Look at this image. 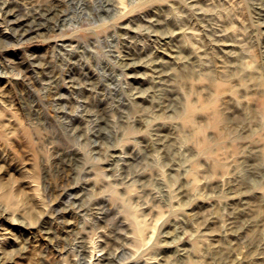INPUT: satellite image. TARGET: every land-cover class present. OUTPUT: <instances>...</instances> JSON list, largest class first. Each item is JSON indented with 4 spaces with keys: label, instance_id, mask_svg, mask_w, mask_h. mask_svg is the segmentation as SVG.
Instances as JSON below:
<instances>
[{
    "label": "rangeland",
    "instance_id": "374dc122",
    "mask_svg": "<svg viewBox=\"0 0 264 264\" xmlns=\"http://www.w3.org/2000/svg\"><path fill=\"white\" fill-rule=\"evenodd\" d=\"M17 1L0 264H264V0Z\"/></svg>",
    "mask_w": 264,
    "mask_h": 264
},
{
    "label": "bare ground",
    "instance_id": "6f19581e",
    "mask_svg": "<svg viewBox=\"0 0 264 264\" xmlns=\"http://www.w3.org/2000/svg\"><path fill=\"white\" fill-rule=\"evenodd\" d=\"M36 1V0H35ZM70 1V0H69ZM41 2V1H40ZM61 2V1H60ZM72 3V2H71ZM120 3H121V5L123 4V0H121L120 1ZM12 5H14L15 7H17V8H19L21 5H20V3L17 1V0H0V14H3L4 15V17L5 18H7V16H9V15H12V13H11V11H12V9H11V6ZM46 5V4H45ZM99 5V4H98ZM57 7V4H53V5H50V6H48L47 5V7H44L43 6V4H41V3H39V4H37L36 6H35V8H34V12L32 13L33 15V17L32 18H34L33 20H32V23H33V21H34V23L32 24V25H30L29 26V28H27V29H25V31L27 30V32H28V30L29 29H31V28H33V30L34 31H36V32H38V34H39V32L42 30V29H46V27H45V21L47 20V13H50V11H52V8H56ZM110 8V7H109ZM123 8H124V6H123ZM20 9H21V7H20ZM113 9H115V8H113ZM56 10V9H55ZM54 11V10H53ZM56 12V11H55ZM54 14H56V13H54ZM11 18V17H10ZM16 18V17H15ZM53 18V17H52ZM29 19H31V18H29ZM42 19H45L44 20V22H42ZM49 20V19H48ZM10 22L11 21H9L8 22V27H10V29H13L12 27H11V25H10ZM59 23H61V25H63L64 24V19L62 20V22L60 21ZM166 24V23H165ZM23 25V24H22ZM156 25V24H155ZM169 26V25H168ZM172 26V25H171ZM7 27V28H8ZM53 27V26H52ZM170 27V26H169ZM177 27V26H176ZM173 28V27H172ZM15 30V29H14ZM0 32H1V34H2V36H4V37H7V35H10V34H8V32L9 31H7V29L6 30H0ZM42 32V31H41ZM24 32L21 34V36H24ZM150 38V37H149ZM147 39V38H146ZM177 39V38H176ZM62 40V39H61ZM67 40H64L62 43H61V45L60 46H65L66 45V42ZM90 41V40H89ZM108 41V40H107ZM114 42V41H113ZM105 44V43H104ZM220 45V44H219ZM66 47V46H65ZM83 49H85V48H83ZM66 50V49H65ZM88 50V49H87ZM140 50V49H139ZM144 50V49H143ZM82 50H80V52H81ZM66 53L67 54H73V50H71V49H67V51H66ZM78 53V52H77ZM83 53V52H82ZM112 53V52H111ZM127 53V52H126ZM82 56V55H81ZM96 56V55H95ZM110 56V55H109ZM118 56V55H117ZM123 56V55H122ZM91 57V56H90ZM88 58V57H87ZM121 60H122V62H123V64L124 65H127V66H134V64H135V62H134V57H132V56H130V55H125L123 58H120ZM77 60V59H76ZM107 60V59H106ZM62 61V60H61ZM90 62V61H89ZM105 63H106V61H105ZM112 64V63H111ZM110 64V65H111ZM66 65V64H65ZM101 65V64H100ZM104 65V64H103ZM57 66V65H56ZM78 66V65H77ZM89 66V65H88ZM91 66V65H90ZM108 66V65H107ZM113 66V65H112ZM101 67V66H100ZM99 67V68H100ZM78 68V67H77ZM84 68V67H83ZM88 68V67H87ZM67 69V68H66ZM110 69H112V68H110ZM84 70V69H83ZM105 70V69H104ZM42 71V70H41ZM111 71V70H110ZM66 72V71H65ZM112 72V71H111ZM83 73V72H82ZM96 73V72H95ZM70 74V73H69ZM76 74V73H75ZM97 74V73H96ZM110 74V73H109ZM66 75V74H65ZM108 75V74H107ZM134 75V74H133ZM71 76V75H70ZM88 76H89V78H93L94 76H95V74L91 71V70H88ZM59 77V76H58ZM71 78H73L72 76H71ZM88 78V77H87ZM94 79V78H93ZM96 79V78H95ZM104 79V78H103ZM114 79V78H113ZM155 79V78H154ZM66 80V79H65ZM105 80V79H104ZM103 80V81H104ZM125 80V79H124ZM80 81V80H79ZM106 81H107V79H106ZM111 81V80H110ZM113 81V80H112ZM116 81V80H115ZM72 82V81H71ZM82 82H84V81H82ZM69 83V82H68ZM80 83V82H79ZM91 83H93V82H91ZM90 83V84H91ZM110 83V82H109ZM113 83V82H112ZM133 83V82H132ZM159 83V82H158ZM76 84V83H75ZM74 84V85H75ZM121 84V83H120ZM66 85V84H65ZM68 85V84H67ZM89 85V84H88ZM93 84H91V86H92ZM135 85V84H134ZM29 86V85H28ZM101 86V85H100ZM106 86V85H105ZM120 86V85H119ZM122 86V85H121ZM35 87V86H34ZM73 87V86H72ZM68 88V87H67ZM81 88V87H80ZM92 88V87H91ZM90 88V89H91ZM128 89V88H127ZM55 90V89H54ZM101 90V89H100ZM109 90V89H108ZM116 90H119V89H116ZM115 90V91H116ZM104 92V91H103ZM54 94V93H53ZM56 94V93H55ZM54 94V95H55ZM76 94V93H75ZM85 94V93H84ZM103 94V93H102ZM108 94V93H107ZM114 95V94H113ZM82 96V95H81ZM94 96V95H93ZM120 96V95H119ZM49 97V96H48ZM89 97V96H88ZM97 97V96H96ZM110 97H111V95H110ZM90 98V97H89ZM122 98V97H121ZM64 99H65V97H64ZM91 99V98H90ZM125 99V98H124ZM68 100V99H67ZM101 100V99H100ZM103 101V100H102ZM115 101V100H114ZM125 101V100H124ZM82 102V101H81ZM113 102V101H112ZM58 103V102H57ZM101 103V102H100ZM83 105V104H82ZM109 105V104H108ZM120 105H122L121 103H120ZM124 105H126V104H124ZM72 106V105H71ZM111 106V105H110ZM99 108V107H98ZM82 109V108H81ZM86 109V108H85ZM79 110V109H78ZM92 110V109H91ZM97 110V109H96ZM95 110V111H96ZM94 111V112H95ZM89 112V111H88ZM97 112H98V110H97ZM58 113H60V112H58ZM35 114V113H34ZM70 114V113H69ZM99 115V114H98ZM62 116V115H61ZM87 116V115H86ZM91 116V115H90ZM194 116H195V108H194V106H192V105H190L189 107H188V109H187V112L185 113V115H184V121L185 122H187V123H191L192 121H194L193 120V118H194ZM60 117V116H59ZM65 117H67V116H65ZM71 117V116H70ZM98 117V116H97ZM63 119V118H62ZM81 119H83V118H81ZM64 120V119H63ZM70 120V119H69ZM136 120V119H135ZM141 120V119H140ZM47 121V120H46ZM58 121V120H57ZM73 121V120H72ZM86 121V120H85ZM94 121V120H93ZM216 121H218V116H217V118H216ZM56 122V121H55ZM59 123V122H58ZM71 124V123H70ZM75 125V124H74ZM69 127H70V125H69ZM102 127V126H101ZM96 128H98V127H96ZM70 129H71V127H70ZM100 131V130H99ZM102 132V131H101ZM96 133V132H95ZM69 134V133H68ZM90 134V133H89ZM88 134V135H89ZM68 136V135H67ZM70 137V136H69ZM93 137V136H92ZM101 137V136H100ZM23 143V142H22ZM24 144V143H23ZM3 147V146H2ZM206 147V146H205ZM4 150V149H3ZM114 152V151H113ZM118 152V151H117ZM116 152V153H117ZM8 153H9V150H8ZM115 153V152H114ZM67 154V153H66ZM77 154V153H76ZM30 155V154H29ZM70 155V154H69ZM5 156V155H4ZM8 156V155H7ZM76 157H77V155H75ZM10 157V156H9ZM73 157H74V155H73ZM65 158V157H64ZM64 158H63V160H64ZM9 159V158H8ZM127 160V159H126ZM9 167V166H8ZM5 172V171H4ZM236 180V179H235ZM28 187V186H27ZM235 198V197H234ZM103 199V198H102ZM97 201V200H96ZM241 201V200H240ZM95 202V201H94ZM3 210V209H2ZM6 213V212H5ZM2 215V214H1ZM10 220V219H9ZM11 221V220H10ZM124 225V224H123ZM8 228V227H7ZM139 231H140V234H142V232H143V227L141 228H139L138 229ZM38 239V238H37ZM0 242H1V238H0ZM4 242V241H3ZM1 244V243H0ZM82 251V250H81ZM86 252H88L89 250L88 249H86L85 250ZM4 254V253H3ZM28 254V253H27ZM79 256H81V255H79ZM4 258V257H3ZM58 258V257H57ZM2 259V258H1ZM16 259V258H15ZM53 259H51V261H52ZM74 260V259H73ZM94 261L95 260H93L92 258L89 260V264H93L94 263ZM97 261H99V257L97 256ZM50 263V262H49ZM84 263H86V260H84V262H83V264ZM51 264V263H50ZM61 264H64V263H61Z\"/></svg>",
    "mask_w": 264,
    "mask_h": 264
}]
</instances>
